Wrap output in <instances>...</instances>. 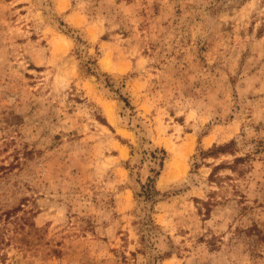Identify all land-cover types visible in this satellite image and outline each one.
<instances>
[{
  "label": "rangeland",
  "instance_id": "1",
  "mask_svg": "<svg viewBox=\"0 0 264 264\" xmlns=\"http://www.w3.org/2000/svg\"><path fill=\"white\" fill-rule=\"evenodd\" d=\"M0 264H264V0H0Z\"/></svg>",
  "mask_w": 264,
  "mask_h": 264
},
{
  "label": "trees",
  "instance_id": "2",
  "mask_svg": "<svg viewBox=\"0 0 264 264\" xmlns=\"http://www.w3.org/2000/svg\"><path fill=\"white\" fill-rule=\"evenodd\" d=\"M221 150H223L225 148L224 147H219ZM165 153V152H164ZM154 180V179H153ZM153 180L151 181V183L147 184V185H144L143 186V189L145 188L144 192L145 194H147L148 196H150L152 194V189L154 191V185H153Z\"/></svg>",
  "mask_w": 264,
  "mask_h": 264
}]
</instances>
